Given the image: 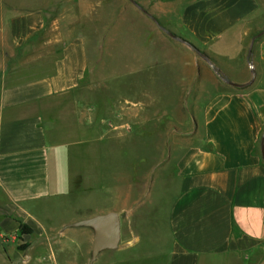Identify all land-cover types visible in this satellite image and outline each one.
Wrapping results in <instances>:
<instances>
[{
  "label": "crops",
  "instance_id": "crops-1",
  "mask_svg": "<svg viewBox=\"0 0 264 264\" xmlns=\"http://www.w3.org/2000/svg\"><path fill=\"white\" fill-rule=\"evenodd\" d=\"M153 15L155 25L171 39L183 40L182 50L192 56L180 66L186 83L200 84L193 81V71L200 78L202 70L213 84L223 85L204 99L200 136L174 148L164 160L165 174L160 163L150 170L154 180L148 178L138 190L129 184L115 193L107 186L105 207L97 213H118L125 236L111 250L121 256H108L106 262L264 264V34L252 37L264 29V0H172L155 4ZM56 27L53 23L49 31ZM42 33L43 12L2 11L0 238H15L22 225L48 229L43 220L51 205L82 187L93 190L103 175L99 157L110 165L107 175L114 158H119L118 168L125 160L129 164L128 152L118 146L128 139L126 115L108 112L102 129L97 108L85 109L81 103L91 71L83 37L67 39L54 32L30 46L42 53H31L27 46L29 54L21 63L30 64L28 71L3 64L7 47L19 49ZM156 35L164 36L160 30ZM170 63L165 66L177 70ZM148 68L142 64L138 75L145 96L150 82L143 72ZM82 126L88 129L85 137Z\"/></svg>",
  "mask_w": 264,
  "mask_h": 264
},
{
  "label": "rangeland",
  "instance_id": "rangeland-1",
  "mask_svg": "<svg viewBox=\"0 0 264 264\" xmlns=\"http://www.w3.org/2000/svg\"><path fill=\"white\" fill-rule=\"evenodd\" d=\"M167 1L172 0H0L1 18L2 11L3 15H10L34 10L43 12L45 17V33L19 49L7 45L9 54L3 57L4 65L14 64L28 71L30 64L21 63L29 54L25 50L27 46L37 47L54 32L67 39L81 36L91 68L80 94L83 107L97 108V122L102 129L108 112L117 116L122 113L126 115L124 121L129 122L124 130L128 139L118 145L128 152L129 164L125 160L122 168H118L119 158H114L112 173L109 171L107 175L110 165L106 157H99L97 163L103 175L93 182V190L88 192L82 187L73 197L51 205L48 219L43 220L48 229L33 231L27 227V232L20 230L15 238H0V264H89L92 230L65 227L101 215L97 212L105 207L107 186L115 193L125 190L129 184L131 189L138 190L148 178L154 180L155 173L150 170L160 163L163 164L161 174H165L168 166L164 160L170 153L176 147L192 144L200 136L204 99L220 91L219 85L223 84H213L209 74L202 70H199L200 78L193 71V81L200 84L186 83L189 80L180 66L191 62V54L154 23V5ZM53 23L57 27L51 32ZM158 29L163 38L154 36ZM30 52L37 54L43 50L31 48ZM170 62L177 65V70L171 71ZM144 63L150 67L143 72L150 82L145 86L146 96L138 82L140 66ZM81 133L85 137L88 129L83 127ZM103 135L99 130L98 136ZM88 193H94L96 198L89 197ZM124 236L121 233L118 245ZM108 256L115 259L121 253L101 252L93 264H108Z\"/></svg>",
  "mask_w": 264,
  "mask_h": 264
},
{
  "label": "water",
  "instance_id": "water-1",
  "mask_svg": "<svg viewBox=\"0 0 264 264\" xmlns=\"http://www.w3.org/2000/svg\"><path fill=\"white\" fill-rule=\"evenodd\" d=\"M262 35V34H260ZM184 42L181 39H178ZM254 40V39H253ZM253 42H251L249 47V54L251 53ZM253 71V68L250 67ZM228 85L238 88L239 85L231 84L226 82ZM262 147V143H261ZM261 155L264 161V153L261 148ZM67 227L74 228H90L93 232L92 243H91V254L89 264H93L96 257L104 251H111L118 247L120 242V218L118 213L109 212L106 214L96 215L87 219L79 220L71 223Z\"/></svg>",
  "mask_w": 264,
  "mask_h": 264
},
{
  "label": "trees",
  "instance_id": "trees-1",
  "mask_svg": "<svg viewBox=\"0 0 264 264\" xmlns=\"http://www.w3.org/2000/svg\"><path fill=\"white\" fill-rule=\"evenodd\" d=\"M157 24H158V26H160L159 23H157ZM260 34H264V29L255 32V33L253 34V36H252L253 39H256ZM21 231H23V232H27V231H28L27 226H26V225H22V226H21Z\"/></svg>",
  "mask_w": 264,
  "mask_h": 264
}]
</instances>
